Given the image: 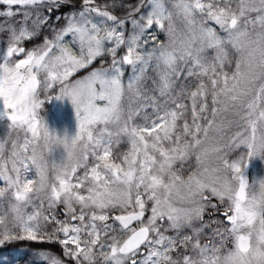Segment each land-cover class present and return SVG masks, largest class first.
<instances>
[{"label": "snow or ice", "instance_id": "obj_1", "mask_svg": "<svg viewBox=\"0 0 264 264\" xmlns=\"http://www.w3.org/2000/svg\"><path fill=\"white\" fill-rule=\"evenodd\" d=\"M257 158L264 0H0V247L26 264H264Z\"/></svg>", "mask_w": 264, "mask_h": 264}, {"label": "rangeland", "instance_id": "obj_2", "mask_svg": "<svg viewBox=\"0 0 264 264\" xmlns=\"http://www.w3.org/2000/svg\"><path fill=\"white\" fill-rule=\"evenodd\" d=\"M47 120L49 125L58 132H63L65 129L72 134L75 132V119L72 107L67 101H52L47 105ZM247 175L252 177L264 176V161L257 158L251 161Z\"/></svg>", "mask_w": 264, "mask_h": 264}, {"label": "trees", "instance_id": "obj_3", "mask_svg": "<svg viewBox=\"0 0 264 264\" xmlns=\"http://www.w3.org/2000/svg\"><path fill=\"white\" fill-rule=\"evenodd\" d=\"M38 247L29 242H16L4 247H0V264H26L31 253L29 248Z\"/></svg>", "mask_w": 264, "mask_h": 264}]
</instances>
